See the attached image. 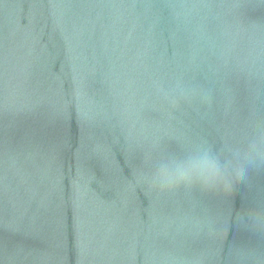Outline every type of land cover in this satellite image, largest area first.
<instances>
[{
	"label": "water",
	"instance_id": "95a60500",
	"mask_svg": "<svg viewBox=\"0 0 264 264\" xmlns=\"http://www.w3.org/2000/svg\"><path fill=\"white\" fill-rule=\"evenodd\" d=\"M261 128L264 0H0V264H264V169L151 182Z\"/></svg>",
	"mask_w": 264,
	"mask_h": 264
},
{
	"label": "clouds",
	"instance_id": "9594fccd",
	"mask_svg": "<svg viewBox=\"0 0 264 264\" xmlns=\"http://www.w3.org/2000/svg\"><path fill=\"white\" fill-rule=\"evenodd\" d=\"M172 7L177 9L176 16L187 22L190 18L200 16L202 9L210 10L212 6L205 3L184 2ZM195 34L203 37L202 26H196ZM246 61H254L251 52ZM154 87L164 99L175 103V99L170 97L161 83H154ZM176 88L184 94L179 83L176 84ZM230 152V159L222 162L210 148L198 146L184 159L161 160L151 177V182L161 190L198 184L205 189L223 188L227 191L235 184H248L253 172L264 169V128H261L256 136L238 142ZM247 215L250 218H257L258 222L264 219V213L255 210H249Z\"/></svg>",
	"mask_w": 264,
	"mask_h": 264
}]
</instances>
